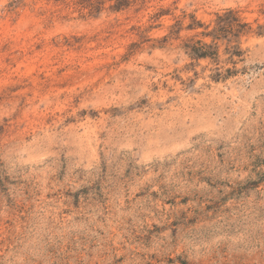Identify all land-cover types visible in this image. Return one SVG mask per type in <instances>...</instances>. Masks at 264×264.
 <instances>
[{
    "label": "rangeland",
    "instance_id": "1",
    "mask_svg": "<svg viewBox=\"0 0 264 264\" xmlns=\"http://www.w3.org/2000/svg\"><path fill=\"white\" fill-rule=\"evenodd\" d=\"M115 1L0 0V264H264V0Z\"/></svg>",
    "mask_w": 264,
    "mask_h": 264
},
{
    "label": "trees",
    "instance_id": "2",
    "mask_svg": "<svg viewBox=\"0 0 264 264\" xmlns=\"http://www.w3.org/2000/svg\"><path fill=\"white\" fill-rule=\"evenodd\" d=\"M127 0H116L112 6L114 9L124 7ZM177 23L175 26H177ZM204 27V31L200 35L204 38H210L209 42L201 39H189L183 45L185 52L194 60L210 59L215 64L211 70L209 77L215 81L225 80L231 76H235L242 69L237 68V64L241 61L240 57L243 51L240 49V39L242 36L251 32L257 35L264 34V25H258L255 30L249 22L241 18L234 9H227L216 15L211 25L204 26L202 22L191 16V21L187 25L188 29ZM220 45H223L222 53L226 58L220 61ZM220 62L229 64L230 66H219Z\"/></svg>",
    "mask_w": 264,
    "mask_h": 264
}]
</instances>
